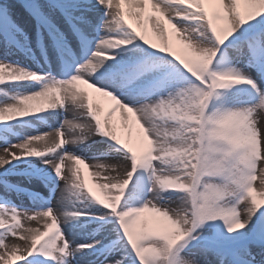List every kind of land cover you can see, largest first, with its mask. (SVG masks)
<instances>
[{
  "label": "snow or ice",
  "instance_id": "1",
  "mask_svg": "<svg viewBox=\"0 0 264 264\" xmlns=\"http://www.w3.org/2000/svg\"><path fill=\"white\" fill-rule=\"evenodd\" d=\"M0 144V264H264V0H0Z\"/></svg>",
  "mask_w": 264,
  "mask_h": 264
},
{
  "label": "bare ground",
  "instance_id": "2",
  "mask_svg": "<svg viewBox=\"0 0 264 264\" xmlns=\"http://www.w3.org/2000/svg\"><path fill=\"white\" fill-rule=\"evenodd\" d=\"M116 122H117V126L119 127L120 118H119V114L118 113L116 115ZM43 130L47 131L48 129L45 128ZM3 147L4 146L2 144H0V154H3ZM87 173H88V170L87 169H84V173L83 174L87 175ZM88 179H89V183L91 184L92 183V178L89 176Z\"/></svg>",
  "mask_w": 264,
  "mask_h": 264
}]
</instances>
